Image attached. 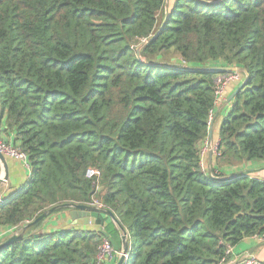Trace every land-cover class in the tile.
I'll use <instances>...</instances> for the list:
<instances>
[{
  "label": "trees",
  "instance_id": "16d2710c",
  "mask_svg": "<svg viewBox=\"0 0 264 264\" xmlns=\"http://www.w3.org/2000/svg\"><path fill=\"white\" fill-rule=\"evenodd\" d=\"M226 66L247 78L203 171L227 72L207 68ZM2 119L29 169L0 202V227L23 233L0 264H115L114 253L96 259L103 232L122 244L108 216L103 232L98 219L43 232L69 210L59 207L23 230L55 205L93 201L127 234L121 264H219L227 246L264 233V181L224 173L264 161V0H172L166 12L165 0H0Z\"/></svg>",
  "mask_w": 264,
  "mask_h": 264
},
{
  "label": "crops",
  "instance_id": "0c3cea01",
  "mask_svg": "<svg viewBox=\"0 0 264 264\" xmlns=\"http://www.w3.org/2000/svg\"><path fill=\"white\" fill-rule=\"evenodd\" d=\"M239 72L241 73V75H243L241 69L239 70ZM238 83H234L226 89L224 93V99L215 104L216 106L214 107V110L212 112V119L210 124L211 139H209L208 133L206 140H204V142L201 144V150L205 147V145H207L206 154L204 155V157L209 167H211L214 163V148L218 143V131L220 122L229 108L227 97L236 89ZM3 121L4 120L2 119L0 123V139H2L6 143H9L12 141L14 135L12 133H7L4 131ZM6 158L8 162L9 177L7 181H0L1 199L17 191V189L22 185V183H24V181L28 177V169L25 167L22 161L8 157ZM224 171L226 175L233 174L235 171H245L249 176L258 177L264 181V161L252 160L241 165L225 167ZM68 212L69 210L56 215H52L43 223L41 230L43 232H50L55 228H67L73 226L80 228L94 227V219L90 222L89 225H85L82 218L71 220ZM2 230H4V228L0 227V231ZM8 236L9 235L4 236L2 239H0V242L4 241ZM121 248L122 244L119 249ZM232 252L234 254H252L258 257L262 262H264V241L254 236L246 237L236 245L232 246Z\"/></svg>",
  "mask_w": 264,
  "mask_h": 264
},
{
  "label": "built area",
  "instance_id": "2783aa9c",
  "mask_svg": "<svg viewBox=\"0 0 264 264\" xmlns=\"http://www.w3.org/2000/svg\"><path fill=\"white\" fill-rule=\"evenodd\" d=\"M243 78V75L239 71H227L224 73L219 74L215 79V104L224 99L225 91L226 89L234 84L241 81ZM212 119V112L210 114V120L209 123H211ZM207 146H205L201 150V167L203 171H205L206 163L204 162V155L206 154ZM0 152L5 155L8 158H13L19 161H22L27 169H29L27 157L26 155L19 151L18 149L14 148L10 143L4 142L2 139H0ZM85 176L87 178H98L100 176V171L96 168L89 167L85 171ZM1 180V176H0ZM0 202H2V199L0 198ZM90 205L100 206L103 207L99 202L93 201L89 203ZM19 230L15 227H11L9 229H5L0 231V239H2L4 236L11 235L13 233H17ZM260 240L264 241V233L262 235L258 236ZM113 253L117 256H120L122 253L121 251L116 252L114 251L112 245L110 242L106 239L103 240V243L98 249L96 259L98 261H111L113 258ZM126 256V253L123 254V257ZM219 264H264L258 257L252 255V254H234L232 252V246H227L225 249L224 256L221 258Z\"/></svg>",
  "mask_w": 264,
  "mask_h": 264
},
{
  "label": "water",
  "instance_id": "95a60500",
  "mask_svg": "<svg viewBox=\"0 0 264 264\" xmlns=\"http://www.w3.org/2000/svg\"><path fill=\"white\" fill-rule=\"evenodd\" d=\"M167 11V6H166V0H165V12ZM161 26L159 27L160 30ZM156 35H152L150 36L148 39L144 40L140 45H138V47L135 49L136 53L138 55V57L140 58V54L139 51L141 49V47L148 41H150L152 38H154ZM210 70H221V71H239L240 68L236 67V66H226V67H210L207 68ZM243 72V80L242 82L236 87V89L227 97V103L233 98V96L235 95V93L244 85L245 80L247 78V72L245 69H241ZM210 125V123H209ZM208 133H209V139H211V130H210V126L208 128ZM0 176H1V182L3 181H7L8 177H9V170H8V162H7V158L5 155H3L0 152ZM59 207H64V208H69V212L68 215L70 217L71 220H76V219H83V223L85 225H89L90 222L93 219H98L100 220V223L102 224V215L108 216L119 228L120 231H122V248L119 249L118 246L116 245V243L114 242V240L105 232L102 231V225L100 226V230L104 233V237H106L110 243L113 246V249L115 251L120 250L121 251V255L118 257L117 261L115 264H121L123 261V254L126 253L127 251V234L126 232L122 229L118 219L116 218V216L114 215V213L106 208V207H100V206H95V205H90V204H59V205H55L51 208H49L48 210L42 212L38 217H36V219H34L31 223H28L27 225H25L23 227V230L27 229L28 226L32 223H35L37 221H39L40 219H42L44 216H46L49 212H51L52 210L59 208ZM23 233H13L11 234L9 237H7L4 241H2L0 243V247L5 246L15 240H18L22 237Z\"/></svg>",
  "mask_w": 264,
  "mask_h": 264
},
{
  "label": "rangeland",
  "instance_id": "374dc122",
  "mask_svg": "<svg viewBox=\"0 0 264 264\" xmlns=\"http://www.w3.org/2000/svg\"><path fill=\"white\" fill-rule=\"evenodd\" d=\"M171 1H172V0H166V6H168V4L171 3ZM205 146H207V145H205ZM202 149H203V148H202ZM218 172H219V171H218ZM213 173H215V172L213 171ZM213 173H212V174H213ZM230 175H232V174H229V175H226V176H230ZM214 176H216V175H214ZM97 193H98V192H97Z\"/></svg>",
  "mask_w": 264,
  "mask_h": 264
},
{
  "label": "clouds",
  "instance_id": "9594fccd",
  "mask_svg": "<svg viewBox=\"0 0 264 264\" xmlns=\"http://www.w3.org/2000/svg\"><path fill=\"white\" fill-rule=\"evenodd\" d=\"M210 124H211V123H210ZM209 126H210V125H209ZM18 232H19V231H18ZM18 232H17V233H18ZM9 236H10V235H9ZM9 236H8V237H9ZM114 251H115V250H114ZM119 251H120V250H118V251H116V252H119ZM117 257H119V256H117ZM125 257H126V256H125Z\"/></svg>",
  "mask_w": 264,
  "mask_h": 264
},
{
  "label": "bare ground",
  "instance_id": "6f19581e",
  "mask_svg": "<svg viewBox=\"0 0 264 264\" xmlns=\"http://www.w3.org/2000/svg\"><path fill=\"white\" fill-rule=\"evenodd\" d=\"M128 238V237H127ZM115 258V257H114ZM124 261V260H123ZM114 263V261H112Z\"/></svg>",
  "mask_w": 264,
  "mask_h": 264
}]
</instances>
